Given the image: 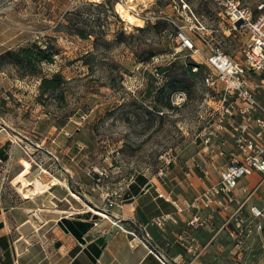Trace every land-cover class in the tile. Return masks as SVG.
<instances>
[{
  "label": "rangeland",
  "instance_id": "1",
  "mask_svg": "<svg viewBox=\"0 0 264 264\" xmlns=\"http://www.w3.org/2000/svg\"><path fill=\"white\" fill-rule=\"evenodd\" d=\"M124 1L145 21L144 27L121 18L119 0L102 5L86 0H0V57L34 43L51 46L56 61L43 66V75L60 73L68 81L64 101L58 95L41 101L42 79L23 78L16 67L0 60V118H37L45 136H59V158L51 164L45 152L43 164L59 178L72 170L69 181L79 192H84L78 185L84 180L92 187L114 189L140 175L151 184L168 179L176 164L190 165L203 150L197 136L211 118L215 93L205 81L208 68L197 78L187 74L189 64L204 59L183 48L180 27H187L208 53L210 47L192 29L197 17L207 27V37L237 61L244 60L251 40L249 32L234 30L225 0ZM236 1L255 14L264 3ZM156 70L163 73L160 80ZM168 80L178 81L179 90L165 102L170 106L159 107L154 104L156 90ZM260 98L264 103V94ZM255 189L249 208L264 209V185ZM97 192L86 191L92 197ZM244 216L250 217L249 209ZM248 261L264 262V241L240 263Z\"/></svg>",
  "mask_w": 264,
  "mask_h": 264
},
{
  "label": "crops",
  "instance_id": "2",
  "mask_svg": "<svg viewBox=\"0 0 264 264\" xmlns=\"http://www.w3.org/2000/svg\"><path fill=\"white\" fill-rule=\"evenodd\" d=\"M41 127L37 118H0V264H241L230 215L212 214L200 202L220 183L225 159L202 150L190 165L176 164L168 179L151 184L137 176L114 189L84 180L79 192L69 181L72 170L59 178L44 166L45 152L51 164L59 158L60 137L45 136ZM261 178H245L238 198ZM89 189L99 192L92 197ZM195 213L204 227L189 226Z\"/></svg>",
  "mask_w": 264,
  "mask_h": 264
},
{
  "label": "built area",
  "instance_id": "3",
  "mask_svg": "<svg viewBox=\"0 0 264 264\" xmlns=\"http://www.w3.org/2000/svg\"><path fill=\"white\" fill-rule=\"evenodd\" d=\"M90 4L102 5L106 0H86ZM230 8V16L234 30L243 29L250 33L251 40L245 49L243 61H237L226 54L215 42L206 35L207 27L198 20L192 27L200 34L201 43L210 47L209 52L200 48L198 42L187 32V27H180L178 39L184 49L192 51V57L202 56L203 65L210 71L205 77L209 87L214 90L212 100L214 109L210 120L197 136V143L212 159H225L226 165L221 171V181L209 188L200 197L202 205L211 213H228V224L233 226L232 235L235 239V251L241 258L254 252L264 241V209L253 205L250 217L244 216V210L252 199V193L242 188L248 197L241 200L237 190L241 182L248 176L259 173L261 181L255 190L264 185V103L260 95L264 94V3L255 14L248 6H241L236 0H225ZM118 5H125L119 0ZM145 22V21H144ZM242 22L241 25H238ZM194 66L193 72H199ZM159 70L155 76L162 78ZM199 169L207 175V168L198 164ZM114 204V201H110ZM166 217L157 221L163 226ZM206 225L199 213L189 221L191 228ZM194 246H189L193 251Z\"/></svg>",
  "mask_w": 264,
  "mask_h": 264
},
{
  "label": "trees",
  "instance_id": "4",
  "mask_svg": "<svg viewBox=\"0 0 264 264\" xmlns=\"http://www.w3.org/2000/svg\"><path fill=\"white\" fill-rule=\"evenodd\" d=\"M80 35L86 38L84 33ZM56 56L57 54L51 46L45 48L38 43H34L26 47L21 46L16 50H8L1 55L0 60L16 67L22 73L23 78L40 77L42 79L40 85L41 94L39 97L41 101H45V99L49 100L54 97V95H58V98L64 101L65 93L63 87L68 81L60 73H56L52 77L45 76L42 70L45 64H54ZM152 56L154 57L155 55ZM196 65V63L192 62L187 67V74L191 78H197L202 75L204 66L197 65L200 68L199 73H194L193 68ZM179 86L178 81L174 82L168 80L164 85L157 88L154 104L159 107L167 106L165 102L169 101L171 92L179 90ZM168 106H170V104ZM139 178H144V176L140 175Z\"/></svg>",
  "mask_w": 264,
  "mask_h": 264
},
{
  "label": "bare ground",
  "instance_id": "5",
  "mask_svg": "<svg viewBox=\"0 0 264 264\" xmlns=\"http://www.w3.org/2000/svg\"><path fill=\"white\" fill-rule=\"evenodd\" d=\"M137 0H129L130 3H135ZM135 9L133 7H128L127 5H118L117 11L121 18L128 22L131 26L135 27H144L145 22L143 19L139 18L138 16L132 13V10ZM38 191V190H37Z\"/></svg>",
  "mask_w": 264,
  "mask_h": 264
},
{
  "label": "water",
  "instance_id": "6",
  "mask_svg": "<svg viewBox=\"0 0 264 264\" xmlns=\"http://www.w3.org/2000/svg\"><path fill=\"white\" fill-rule=\"evenodd\" d=\"M241 24H242V22H240L238 25H241ZM151 187H152V185H149V186H148V188H151Z\"/></svg>",
  "mask_w": 264,
  "mask_h": 264
}]
</instances>
